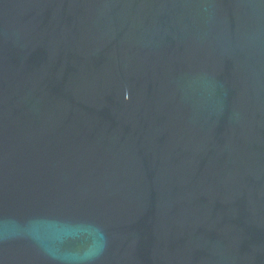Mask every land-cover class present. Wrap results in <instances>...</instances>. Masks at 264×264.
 Returning <instances> with one entry per match:
<instances>
[{
  "label": "water",
  "instance_id": "water-1",
  "mask_svg": "<svg viewBox=\"0 0 264 264\" xmlns=\"http://www.w3.org/2000/svg\"><path fill=\"white\" fill-rule=\"evenodd\" d=\"M0 264H264V0H0Z\"/></svg>",
  "mask_w": 264,
  "mask_h": 264
}]
</instances>
